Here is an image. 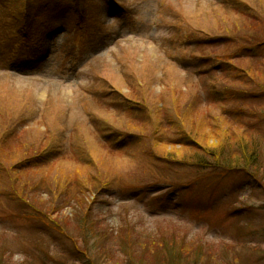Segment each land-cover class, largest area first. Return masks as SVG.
<instances>
[{
	"label": "rangeland",
	"instance_id": "374dc122",
	"mask_svg": "<svg viewBox=\"0 0 264 264\" xmlns=\"http://www.w3.org/2000/svg\"><path fill=\"white\" fill-rule=\"evenodd\" d=\"M21 1L0 0V264H264V0H88L87 23L66 0L32 59ZM30 2L35 36L57 14ZM240 141L251 175L198 163Z\"/></svg>",
	"mask_w": 264,
	"mask_h": 264
},
{
	"label": "trees",
	"instance_id": "16d2710c",
	"mask_svg": "<svg viewBox=\"0 0 264 264\" xmlns=\"http://www.w3.org/2000/svg\"><path fill=\"white\" fill-rule=\"evenodd\" d=\"M230 60H231V58H226V59L225 58H219L215 65L216 66L222 65L221 69H223V68L225 69L226 67H232ZM221 69H219V71ZM224 69L222 70L223 74H225L223 77H225L227 79L228 78L227 76H229L234 71V69H232L230 71H228L227 68L225 70ZM235 73H237V72L235 71ZM235 73H234V76L237 77L236 78L237 81H234V82L235 83L239 82V81L242 82L243 80L240 79V76H236ZM224 92H225V95L228 94V92H229L228 87H224ZM222 97H223V99H227V98H225L226 96H222ZM137 137L138 136H134L131 139H138ZM139 137H141V136H139ZM144 139H146V138H144ZM240 143H241V145L240 144L237 145L238 150L236 151V153H231V155L229 157L225 153L226 152V146H227L226 144H224V145H222L216 149L215 146H213L211 142L207 143L205 145V147L201 146L202 148H200V149L198 148V150H201L198 153L200 154V157L202 158V159L200 158V161L198 163L200 165L204 166L205 161L207 162L209 160H214V163L211 164V166H213L214 169H218V167L225 169L227 167V170L229 169V166H231V165H234V166L242 165L243 169L248 174L251 175L250 171H252L254 173L255 171L260 169L258 160H257V162H256V160H253L254 157L257 158V156L255 154L256 148L255 147L254 148H250V147L248 148L247 144L245 142H242V141H240ZM224 153L226 155L225 160L222 159V156H224L223 155ZM195 157L196 158L199 157L198 154ZM84 228H85V226H84ZM84 231H86V230H84ZM84 238L87 239L88 236H85ZM132 246H133V249L131 250L132 251L131 254L133 256V259L138 261L139 258H138V253L136 251V249L138 248L137 243L134 242ZM172 248H169V249L166 248L168 251V255H172L173 251L175 252L176 248L175 247L173 249ZM131 254L128 255V258H131ZM168 255L161 254V257H162V259H164Z\"/></svg>",
	"mask_w": 264,
	"mask_h": 264
}]
</instances>
